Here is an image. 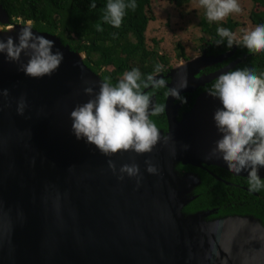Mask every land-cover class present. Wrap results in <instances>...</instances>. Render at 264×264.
<instances>
[{
  "label": "water",
  "instance_id": "1",
  "mask_svg": "<svg viewBox=\"0 0 264 264\" xmlns=\"http://www.w3.org/2000/svg\"><path fill=\"white\" fill-rule=\"evenodd\" d=\"M20 27L0 4V39L12 36L15 42ZM33 31L53 40L64 60L51 77L35 79L0 55V90L9 91L0 96V264H264L260 219L206 220L205 213L183 210L194 196L182 186L179 162L230 171L212 154L219 138L212 119L218 100L200 94L178 122L180 103L167 96L168 130L160 131L151 152L105 156L72 135L69 119L75 106L91 98L84 89L98 91L103 79L84 63V52L54 34ZM232 52H203L181 62L171 68L168 87L180 88L186 80L183 94L212 82L239 59L196 74ZM21 97L26 108L18 115ZM146 160L155 174L146 171ZM132 163L139 167V183L126 174L118 178L119 168Z\"/></svg>",
  "mask_w": 264,
  "mask_h": 264
},
{
  "label": "clouds",
  "instance_id": "2",
  "mask_svg": "<svg viewBox=\"0 0 264 264\" xmlns=\"http://www.w3.org/2000/svg\"><path fill=\"white\" fill-rule=\"evenodd\" d=\"M205 9L209 22L225 20L233 13H241L239 0H199ZM90 8H96L95 0H90ZM136 0H107L103 22L119 29L129 10H135ZM20 29L14 38L0 39V55L18 65V71L35 79L51 77L64 60L59 49L54 50V41L33 31L32 20H20ZM98 31L103 29L98 25ZM216 44L226 42L227 47L240 45L250 52H264V22L257 23L248 30H242L240 37L230 29L218 27ZM165 71L157 63L153 72L142 74L139 68H132L122 74L115 83L106 77L99 85L84 89L90 99L75 106L69 113L71 133L77 140L94 146L105 156L123 151L137 154L151 152L161 139L160 129L152 119L164 112V105L153 101L148 89L168 88L165 93L181 103L187 98L181 96L185 82L177 87H168L161 76ZM7 89L0 90V96L7 97ZM208 95L218 100L219 106L213 112V123L218 139L214 142L213 155H218L228 169L239 175L247 173L249 190H264V177L259 175L264 169V72L247 66L220 74L208 90ZM26 108L24 97L17 102V114L23 115ZM188 146L185 145V150ZM146 171L155 174L157 168L148 160ZM115 172V164L109 162ZM119 179L125 174L129 178L141 179L136 163L124 164L119 168Z\"/></svg>",
  "mask_w": 264,
  "mask_h": 264
},
{
  "label": "trees",
  "instance_id": "3",
  "mask_svg": "<svg viewBox=\"0 0 264 264\" xmlns=\"http://www.w3.org/2000/svg\"><path fill=\"white\" fill-rule=\"evenodd\" d=\"M251 1L255 5L250 13L252 23L256 25L264 22V0ZM152 2L153 0H136L135 10H129L121 27L116 29L103 22L107 0H95L94 9L89 7L90 0H0L11 22L32 20L36 30L54 34L72 50L84 52V63L99 73L103 80L108 77L113 83L132 68H139L142 74L148 75L153 72L157 63L162 64L165 71L170 65L169 57L160 54L157 45H146V29L149 22L155 19ZM98 25L102 31L97 30ZM199 25L204 33L201 40L204 42L206 37L209 39L207 54L217 55L232 49L227 47L226 42L216 44L219 39L216 30L218 27H225L234 32L239 25L237 21L227 19L209 22L204 13ZM236 50V56L240 59L231 70L250 66L258 72H264V52H250L240 45H237ZM180 55L186 59L183 51ZM214 81L204 86L210 88ZM152 91L156 93L153 101L165 105L166 89ZM152 119L157 126L165 124L164 113ZM202 213L206 215V212ZM252 216L260 219L264 225L261 218Z\"/></svg>",
  "mask_w": 264,
  "mask_h": 264
},
{
  "label": "flooded vegetation",
  "instance_id": "4",
  "mask_svg": "<svg viewBox=\"0 0 264 264\" xmlns=\"http://www.w3.org/2000/svg\"><path fill=\"white\" fill-rule=\"evenodd\" d=\"M208 41L209 39L206 37L205 41L198 47L197 51L200 53L205 52L207 54ZM236 48L237 45L232 46L231 50L233 52L225 61L206 67L196 74V76L199 77L203 74L217 71L229 63L240 59L236 56ZM231 50H229V52ZM171 68L172 67L169 66L166 71L161 73V76L167 81V83L170 82L168 74ZM214 80L215 79H213L212 82ZM165 89L168 91V88ZM208 90L209 88L200 86L193 92L181 94V96L187 98V103H181L180 101L175 100V104L180 103L176 116L178 122L180 121L182 114L188 112L192 108L196 98L200 94L208 92ZM146 91L156 97V93L155 91H152V89ZM166 99L167 96H165L164 104ZM163 113L165 116V124L157 127L159 129L168 130V120L165 111ZM176 171L182 176V186L190 192L189 197L194 196V198L189 200L184 206L183 210L185 212L189 214L206 212V215L204 216L206 220L219 219L228 216L256 215L264 222V190H261L260 192L250 191L246 176L235 175L225 168L206 163L192 165L179 162L176 166Z\"/></svg>",
  "mask_w": 264,
  "mask_h": 264
},
{
  "label": "rangeland",
  "instance_id": "5",
  "mask_svg": "<svg viewBox=\"0 0 264 264\" xmlns=\"http://www.w3.org/2000/svg\"><path fill=\"white\" fill-rule=\"evenodd\" d=\"M239 3L242 12L233 13L223 20L237 21L239 25L233 32L237 38L240 37L242 30H248L255 26L250 19V13L255 9L253 2L239 0ZM151 8L155 19L149 22L146 29V45L148 47L157 45L158 52L169 57V66L173 68L187 59L202 54L197 49L203 44L201 37L204 36V33L201 31L199 23L205 9L200 6L199 0H180L179 2L153 0ZM181 51L184 52L186 59L181 57Z\"/></svg>",
  "mask_w": 264,
  "mask_h": 264
}]
</instances>
